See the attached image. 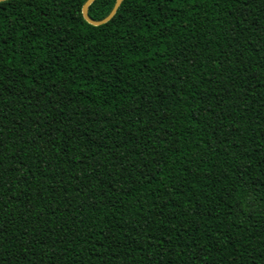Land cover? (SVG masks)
<instances>
[{
    "label": "trees",
    "instance_id": "16d2710c",
    "mask_svg": "<svg viewBox=\"0 0 264 264\" xmlns=\"http://www.w3.org/2000/svg\"><path fill=\"white\" fill-rule=\"evenodd\" d=\"M86 1L0 2V264H264V0Z\"/></svg>",
    "mask_w": 264,
    "mask_h": 264
},
{
    "label": "water",
    "instance_id": "95a60500",
    "mask_svg": "<svg viewBox=\"0 0 264 264\" xmlns=\"http://www.w3.org/2000/svg\"><path fill=\"white\" fill-rule=\"evenodd\" d=\"M3 1H6V0H0V2H3ZM94 1H95V0H87V1H86V3H85L84 6H83V16H84L86 22H88L89 24H91V25H93V26H100V25H103V24L107 23L108 21H110V20L114 17L116 11L118 10V8H119V6H120V4L122 3L123 0H117V1L115 2L114 6H113V8H112V10H111V12L109 13V15H108L106 18H104L103 20L98 21V22L91 21V20L88 18V7H89Z\"/></svg>",
    "mask_w": 264,
    "mask_h": 264
}]
</instances>
